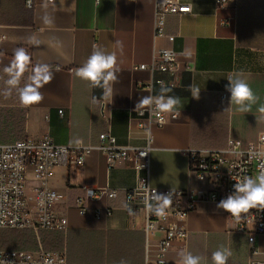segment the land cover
I'll use <instances>...</instances> for the list:
<instances>
[{
  "label": "crops",
  "instance_id": "crops-1",
  "mask_svg": "<svg viewBox=\"0 0 264 264\" xmlns=\"http://www.w3.org/2000/svg\"><path fill=\"white\" fill-rule=\"evenodd\" d=\"M186 1L192 11L167 14L162 34L156 35L155 0H37L33 8L25 0H0V142L49 136L58 144L82 140L93 146L83 166L70 167L63 158L54 168L51 184L64 195L56 210L66 216L67 228L40 231L35 250L42 246L65 251L67 264H119L122 259L127 264H155L147 255L144 211L132 215L125 207L137 171L126 162L109 167L106 154L97 148L99 135L108 126L120 145L150 142L151 183L169 188L203 186L190 173L189 148L222 149L230 138L247 146L264 132V113L259 111L264 106V68L248 67V56L238 43V0L225 6L218 0ZM45 17L51 23H45ZM117 41L122 42V50ZM94 45L116 52L120 69L113 98L96 102L92 98L101 97L102 90L76 76ZM20 49L28 60L19 62L18 83L10 86L5 69L16 61ZM161 49L176 52L174 78L135 68L151 63ZM40 65L48 66L51 80L42 81ZM236 72L258 97L249 113L239 112L235 105L225 110L230 106V95L222 97L226 77ZM159 78L170 81V95L181 97V115L162 126L140 127L135 105L144 96L159 94L161 86L155 82ZM190 84L200 89L199 99L188 90ZM28 85L37 88L43 99L21 103L20 91ZM101 187L118 194L86 199L88 211L81 213L76 199L85 196L86 188ZM216 204L200 202L181 221L188 237L174 242L169 252L172 264H177L182 249L201 256L202 264H212V252L221 245L232 251L228 264L253 260L264 264V235L256 238L259 253L250 255L247 235L234 233L227 212ZM106 207L111 208L109 214ZM161 237L157 233L149 246L157 248Z\"/></svg>",
  "mask_w": 264,
  "mask_h": 264
},
{
  "label": "built area",
  "instance_id": "built-area-1",
  "mask_svg": "<svg viewBox=\"0 0 264 264\" xmlns=\"http://www.w3.org/2000/svg\"><path fill=\"white\" fill-rule=\"evenodd\" d=\"M41 1L52 3L54 0ZM229 1L218 0V3L225 6ZM25 3L28 8H33L37 0H25ZM191 11V4L186 0H155L156 35L162 34L167 14L182 15ZM222 23L229 21L223 20ZM176 66V52L173 49H161L154 53L151 63L137 64L135 68L169 73L174 78ZM155 82L167 87L170 81L159 78ZM139 85L142 83H138ZM153 85L152 81L150 87ZM229 95L225 87L223 99H227ZM141 111H136L140 127L152 124L162 126L155 112L149 113L146 109ZM60 112L62 113V110ZM177 118L178 115L164 116L166 123ZM105 119L110 124L109 116H105ZM99 139L97 148L106 154L109 167L126 162L138 173L135 186L126 192V205L133 210L132 215L144 211L143 230L147 238V255L155 264H172L169 252L174 242L188 237L186 229L180 223L198 203H218L233 191L236 181L245 176H256L264 170V132L260 133L257 141L250 142L247 146H243L239 139L230 138L227 146L222 149L189 148L187 154L190 173L203 184L197 188L154 186L149 174L152 149L150 142L145 146L120 145L110 126L105 132L100 133ZM92 147L82 140L58 144L49 136L41 138L26 136L13 142H0V229H31L37 235L41 230L66 229V216L56 210V205L64 199V195L52 186V173L63 158H67L70 167L83 166ZM141 171H146V174L139 175ZM113 193L115 195H112ZM155 193H173L172 204L163 217L155 215L147 208L148 202L153 201ZM117 194L118 191L110 187L86 188L85 196L76 199V206L85 214L88 211L86 199H97L102 196L112 198ZM126 210L128 211V208ZM105 211L109 214L111 208L106 207ZM227 214L233 223L232 231L247 235L249 254L257 255L259 250L256 247V238L258 235H264V210L253 209L240 223ZM97 215L100 216V212H97ZM160 232L162 237L158 239V247H150L151 241ZM3 260L8 264H67L65 251H48L42 246L35 251L0 249V262ZM251 264H261V261L253 260Z\"/></svg>",
  "mask_w": 264,
  "mask_h": 264
},
{
  "label": "clouds",
  "instance_id": "clouds-1",
  "mask_svg": "<svg viewBox=\"0 0 264 264\" xmlns=\"http://www.w3.org/2000/svg\"><path fill=\"white\" fill-rule=\"evenodd\" d=\"M45 23H51L49 17H45ZM116 45L122 50V42L117 41ZM20 57L23 61H27L28 57L23 49L17 50L16 61L5 69L9 74L7 84L15 86L18 83V72ZM42 81H49L52 78L51 72L47 65H40ZM120 71L116 52H108L99 45H94L91 54L86 61L76 70V76L81 80L88 82L93 88L102 90L101 97H93V101L98 99L109 100L113 98V85L117 82V73ZM228 84L225 86L226 91L230 93V106L225 110H230L232 105L237 106V110L241 113L251 112L252 106L257 102L258 97L254 93L249 83L243 78L242 73L236 72L229 74L226 77ZM188 90L193 95V98L199 99L200 89L190 84ZM170 88L161 86L160 92L157 95H147L138 100L135 105V111L146 109L149 113L155 112L160 118L161 125L165 124V115H181L180 109L183 104L181 97L170 95ZM43 99L40 91L32 87L26 86L20 91L21 103H33ZM261 113H264V106L259 108ZM141 114L143 112L141 111ZM112 195H115L113 193ZM173 193L156 194L153 201L148 202L147 208L150 212L157 216H165L167 208L172 204ZM128 208L129 213L132 209ZM217 209H222L230 214L237 223L246 219L247 214L255 210H264V170H261L256 176H245L235 182L233 191L226 198L221 199L216 204ZM179 259L177 264H202L203 258L199 255H194L192 252L182 249L178 253ZM232 256L230 248L221 245L212 252V264H228L229 258ZM0 264H8L6 261ZM119 264H127L125 260H121Z\"/></svg>",
  "mask_w": 264,
  "mask_h": 264
},
{
  "label": "rangeland",
  "instance_id": "rangeland-1",
  "mask_svg": "<svg viewBox=\"0 0 264 264\" xmlns=\"http://www.w3.org/2000/svg\"><path fill=\"white\" fill-rule=\"evenodd\" d=\"M238 2L240 5L237 25L238 43L248 56V67L264 68V0H238ZM34 234L36 238L41 236L40 232L39 235L35 232ZM3 237H6L5 232L0 230V240Z\"/></svg>",
  "mask_w": 264,
  "mask_h": 264
},
{
  "label": "trees",
  "instance_id": "trees-1",
  "mask_svg": "<svg viewBox=\"0 0 264 264\" xmlns=\"http://www.w3.org/2000/svg\"><path fill=\"white\" fill-rule=\"evenodd\" d=\"M0 230L4 231L6 236L3 237L2 240H0V249L29 250L30 248H32L33 250H35L37 239L33 230H26V229L25 230L0 229ZM5 244L8 245L5 246ZM1 245L3 247H1Z\"/></svg>",
  "mask_w": 264,
  "mask_h": 264
},
{
  "label": "snow or ice",
  "instance_id": "snow-or-ice-1",
  "mask_svg": "<svg viewBox=\"0 0 264 264\" xmlns=\"http://www.w3.org/2000/svg\"><path fill=\"white\" fill-rule=\"evenodd\" d=\"M20 59H21V61H23L24 58L23 57H20Z\"/></svg>",
  "mask_w": 264,
  "mask_h": 264
}]
</instances>
